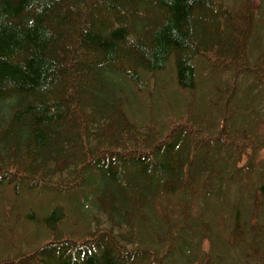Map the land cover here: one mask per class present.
<instances>
[{
    "label": "trees",
    "instance_id": "1",
    "mask_svg": "<svg viewBox=\"0 0 264 264\" xmlns=\"http://www.w3.org/2000/svg\"><path fill=\"white\" fill-rule=\"evenodd\" d=\"M263 152L264 0H0V264H264Z\"/></svg>",
    "mask_w": 264,
    "mask_h": 264
},
{
    "label": "rangeland",
    "instance_id": "2",
    "mask_svg": "<svg viewBox=\"0 0 264 264\" xmlns=\"http://www.w3.org/2000/svg\"><path fill=\"white\" fill-rule=\"evenodd\" d=\"M262 156L264 157V152H263ZM76 198H77V196L73 195V197L71 196L69 201L73 202ZM25 199H26V208H28V209L34 208L39 215H44V213L46 212V209H44V208H46V207L45 206L43 207V204L42 205H38V203H37V201L35 199H33V201H31V200L29 201V197L28 196H26ZM100 217L102 218L101 221L103 222V219H104L103 215H100ZM33 228H34V226H33ZM23 231L25 232L26 230H23ZM24 232H22V230L19 231L20 235L24 234Z\"/></svg>",
    "mask_w": 264,
    "mask_h": 264
}]
</instances>
